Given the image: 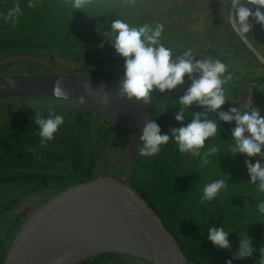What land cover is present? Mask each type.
I'll use <instances>...</instances> for the list:
<instances>
[{
  "label": "trees",
  "instance_id": "16d2710c",
  "mask_svg": "<svg viewBox=\"0 0 264 264\" xmlns=\"http://www.w3.org/2000/svg\"><path fill=\"white\" fill-rule=\"evenodd\" d=\"M52 1L48 0V5ZM63 1L64 11L67 9L68 3ZM142 1L140 9H147L152 6L150 1ZM244 2L247 5V0ZM4 4L5 2H3V7ZM134 6L125 3L124 0H94V3L84 10L77 9V14L83 15L82 20L87 27V34L81 38L78 37L75 42H70L71 46H96L94 49L89 48L82 55L71 51H62L57 55L52 51L51 47L56 46L58 42L55 31L38 32L37 30V33L4 36L2 34L4 24L1 22L4 16H0V58L27 52L24 49L33 50L32 55H39L50 60H54L55 57L72 59L79 66L70 72L91 75L100 80L116 78L106 72L94 69L99 65H115L124 69V59L115 50L110 48L101 50L102 47H100L102 42L103 46H111L104 35V32L110 30L111 21L122 19L133 26L142 25L145 22L155 24L152 19H149V13L139 14L137 18L125 19L123 15L132 16L133 10H136ZM229 6L228 0H216L214 3V8L217 11L222 9L225 10L226 14L229 13ZM56 10L60 11L59 9ZM1 11L0 7V13ZM261 11H264V8ZM34 14L35 17L26 20L27 23H31L40 16H47L46 10L45 12L37 11ZM223 15V12L221 16L216 13L217 18L214 21L215 25L212 31L215 33L224 31V36L229 40L227 46L251 55L245 65L247 67L245 70H252L250 73L254 74L245 73L247 75L245 79L248 84L252 81L258 83L255 88L254 86L250 87V90L256 91L255 101L257 103L252 105L260 110L261 116H264V83H261L264 82V75L262 76L264 68L255 59L253 52L230 27L229 20L225 19ZM256 24L254 21V26ZM257 26V31L261 35L259 24ZM167 28L172 35L177 29L176 25L172 23L167 24ZM257 31L251 28L249 32L244 34L255 45L259 44V38L257 39L255 34ZM97 46H99V50H95ZM205 52L207 57L218 58L213 46L208 47ZM43 53L47 56H44ZM2 66L3 64L0 63V71H3ZM45 68L48 70L47 67ZM254 68L255 70H253ZM190 84L191 81L185 79V83L173 91L165 90L164 93H161L158 89L153 90L150 119H154L160 125L162 134L165 133L163 128L165 131L167 129L166 133L171 135L170 127H180L189 123L192 119V111H203L201 107L193 104L190 108L185 109L183 124L175 119V113L180 106L178 98L183 95ZM225 94L228 98L229 95ZM243 98L233 102L226 101L221 110L227 111L232 106L239 108ZM4 104H1V108L6 112L12 111L14 115H0V121H4L0 123V185L19 184L20 190L0 206V264H2L5 252L15 233L35 208L55 193L69 186L106 174L103 164L108 158L107 149L117 151L121 145V141L120 143L116 141L119 130L107 118L89 111L64 108L54 109L55 114L63 116V123L54 134V139L47 142V147L41 146L39 126L35 123L34 117L36 113H39L47 118L50 115L49 110L41 111L40 108H30L17 103V101ZM219 125V137L231 140V129L235 127V122L219 121ZM109 141L112 144L111 148H108ZM100 158H105L104 163H98ZM242 158L230 154L228 163L233 175L225 181L229 185L228 199L223 202L226 203L225 207L218 201H208L209 204L213 205V208L203 209V206L196 207L198 202L201 203L202 195L190 199L189 203L192 204L195 211L199 209L204 214L212 215L211 218L219 214L213 223H200L195 226L197 229L194 230L188 228L190 224H183L178 215L189 197L188 192L191 189L189 185L182 183L185 177L183 160L178 146L174 142L170 141L166 145H161L160 151L153 156L138 154L126 183L140 194L162 218L163 223L180 245L189 264H226L230 259L232 264H255L254 258L250 260L233 258V254L239 249L241 239L239 233L247 232L248 236L253 238L254 249H257L258 246L261 249L260 243L264 246V214H261L257 207L260 202L264 201V193L257 191V185L250 182L251 177L247 168L245 170L244 167L238 165L239 160H245V157ZM115 169H119V166L114 163L110 170V174L114 177L116 174H120L119 172L112 174ZM183 189L186 192H183ZM31 195L37 196L38 203L26 204L19 208L21 202H24V198ZM224 195H227V192L224 191ZM162 197H166L167 200H163ZM253 210L258 214V219L254 217ZM223 219H227L232 226L228 235L231 244L230 250L214 246L207 238L208 228L210 226L221 227ZM178 224L183 225L177 227ZM191 235L193 240H191ZM135 260L136 257L128 253L103 252L88 257L77 264H137ZM142 264L151 263L143 260Z\"/></svg>",
  "mask_w": 264,
  "mask_h": 264
},
{
  "label": "water",
  "instance_id": "95a60500",
  "mask_svg": "<svg viewBox=\"0 0 264 264\" xmlns=\"http://www.w3.org/2000/svg\"><path fill=\"white\" fill-rule=\"evenodd\" d=\"M230 12H234L232 5L229 17ZM252 29L257 31V25ZM235 33L264 68L262 51L244 34ZM14 60H29L51 72L0 73V103L17 101L43 111L48 106L38 102L47 98L54 109L89 111L107 118L121 135L115 162L119 169L112 174L119 172L123 177L97 176L69 186L42 202L15 233L2 264H77L103 252L129 253L151 264H189L162 218L126 183L139 154L144 122L150 119V104L121 98L118 92L121 78L100 80L62 71L50 59L28 53L0 58V63ZM9 80L14 86L9 85ZM57 80H62L67 98L54 96L53 85ZM85 85L90 88L86 90ZM104 91L109 93L107 105L99 102ZM82 95L86 100L83 104Z\"/></svg>",
  "mask_w": 264,
  "mask_h": 264
},
{
  "label": "clouds",
  "instance_id": "9594fccd",
  "mask_svg": "<svg viewBox=\"0 0 264 264\" xmlns=\"http://www.w3.org/2000/svg\"><path fill=\"white\" fill-rule=\"evenodd\" d=\"M73 9H82L92 5L94 0H65ZM129 5H135L136 0H124ZM232 5L234 12H230V23L235 31L241 34L249 32L252 28V20L264 29V0H228V5ZM28 7H36V0H29ZM21 14L20 5L17 3L9 10L4 19L16 23V18ZM164 25L157 22L154 25L143 23L142 25H129L122 19L111 21L110 30L104 32L107 42L110 43L115 52L124 59V74L120 80L118 92L121 98L129 100L135 98L137 101L151 104V96L154 89L161 93L165 90L173 91L178 86L185 83V76L191 84L179 96V108L175 113V119L183 124L185 109L193 104L201 107L203 111H192L191 121L180 127H170L171 135L161 133V128L154 119L144 122L141 144L138 153L141 156H153L160 151L161 145H166L170 141L178 146L181 154L191 153L194 157L200 158V166H207L208 157L218 153L217 146H209L203 153L201 149L205 147V141L213 137L220 130L219 121L235 122V127L231 129V138L234 141L229 146V153L235 156L237 153L246 154L247 157L260 156L264 159V116L260 115V110L252 105L250 101L246 109L230 107L227 111L221 110L222 105L227 100L224 85L228 83L230 76H225L227 66L221 60L211 56L196 59L191 49L183 51L173 57L171 48L166 47L161 42ZM100 47H103V42ZM11 62V61H10ZM10 86H14L11 80ZM90 85H85L88 90ZM100 88H104L101 85ZM54 96L57 99L67 98V92L63 87L62 80L55 81L53 85ZM85 97H80V103H85ZM100 103H109V93L104 91ZM50 115L45 118L36 113L34 119L39 126V136L41 146L47 147V142L54 139V134L63 123V116L55 114L54 105L49 104ZM121 140V139H120ZM35 151L34 149H29ZM250 182L257 185V191L264 193V164L257 160L252 163L250 159L245 160ZM111 175V174H109ZM114 177V176H113ZM227 183L223 179L207 183L203 187L201 203L205 200H213L222 188H226ZM258 211L264 214V201L258 204ZM229 231L223 226H210L208 228V240L214 246L229 249L231 248L228 239ZM239 249L233 254L234 259L250 257L255 251L252 245V237L247 232L239 233ZM257 264H264V247L260 250ZM226 264H232L228 260Z\"/></svg>",
  "mask_w": 264,
  "mask_h": 264
},
{
  "label": "rangeland",
  "instance_id": "374dc122",
  "mask_svg": "<svg viewBox=\"0 0 264 264\" xmlns=\"http://www.w3.org/2000/svg\"><path fill=\"white\" fill-rule=\"evenodd\" d=\"M47 1L48 0H36V7L30 8L28 7L29 0H0V4H1L0 7L2 10L0 16L5 17L9 12V10L12 9L13 6L17 3L20 5L21 8V14H19L18 17L16 18L15 24H13L11 20L6 21L4 18L1 19V22L4 24V31L2 32V34L4 36H17L21 34L37 33V30L38 32H46V30L55 31V33L57 32L58 42L56 46H52L51 48L53 49L52 51H54L57 55H59L62 51H71L82 55L83 52H86L89 48H93V49L96 48V46H77V45L71 46L70 42L72 41L75 42V40L78 37L81 38L82 36H85L87 34V27L82 20L83 15H79V13L77 14L78 10L73 9L70 4H68L67 9L63 11L64 8V5L62 4V2H64L63 0H53L50 5H48ZM147 1H150V4L152 6H149L147 9H140V6L143 1L138 0L134 6L136 10H133L132 16L128 17L127 15H123L125 19L132 17L137 18L139 14L141 15V14L149 13V19L150 20L152 19V22L155 23L159 22L163 24L164 31L160 39L161 42L166 47L172 49L173 57L179 55L183 51L191 49L193 54L196 56V59L206 58L207 57L205 56V54H207L205 52L206 49H208V47L210 46H213L217 52L216 54L218 57L217 59L221 60L227 66V72H226L227 74L225 73L226 74L225 76H230L228 83H226L223 86L225 88V93L229 95L228 98L226 97L227 100L233 102L236 100H241L244 97L242 102L239 104V108L241 109H246L249 106L250 101L252 102V104H255L256 91L250 90V87L254 86L255 88L258 83L256 84V82L252 81L248 84L247 80L245 79V76L247 77L246 74L248 75L254 74V73H250L252 70H245L247 68L245 65L246 63H248L251 55H247L246 52L236 51L235 49L227 46L229 40L224 36L223 34L225 33L224 31L222 33L219 32L215 33L212 31L213 26L215 25L214 21L217 18L216 13H218V15L221 16L223 12L224 13L223 16H225V19L229 20V13L226 14L224 12L225 10L223 11L221 9L217 11L214 8V3L216 2V0H147ZM3 2H5L4 7H3ZM56 9H59L61 12ZM45 10L47 12L46 17L40 16L38 19L33 20L31 23H27L26 20L35 17L34 12L37 11L45 12ZM169 23L176 25L178 29V30L175 29V34L173 35L170 34L167 28V24ZM230 27H232L231 23H230ZM259 30L264 32V29H262L260 25H259ZM255 34L258 39L260 34L258 33V31ZM256 47L259 49L261 48L260 46H256ZM98 48L99 46H97V49L95 50H99ZM106 48L115 50L112 45L103 46L101 50H105ZM24 50H26L28 54L33 53V50H27V49ZM43 55L47 56V54L45 53H43ZM34 56H39V55H34ZM14 61L15 62L10 66L11 67L16 66L17 69H8V67L6 69L8 63H5L2 66L3 71H0V73L17 72V73H26L31 75L40 74L39 72L50 73L49 69L46 70V68L43 65L40 64L37 65L36 63L34 62L32 63L29 60H23V61L14 60ZM16 62H18V64ZM51 62L53 66L56 65V68L62 71L68 69L67 72H70L74 70V68H77L79 66L78 63H75L72 59L69 58L55 57L54 60H51ZM22 64H26L27 67L23 69ZM94 69L106 72L110 75L115 76L116 78H122L124 74V69L119 68L118 66L115 65H99ZM253 70H255V68ZM185 79H188L187 75L185 76ZM245 91H247V93H245ZM43 99L44 100H40L38 102V105L48 106L50 104L47 102L49 101V99L47 98H43ZM1 104L5 105L2 102L0 103V111H1L0 115H7V114L14 115V113L10 110L9 112L3 110L1 108ZM2 122L4 121H0V123ZM163 129L164 132L166 133L167 129L166 131L165 128ZM228 134L230 135L229 131ZM120 137L121 135L120 133H118L116 138L117 139L116 141L118 143H120L121 141ZM110 141L108 144V148L112 147ZM233 143L234 141L232 139L229 140L228 138L224 139L219 137V131L215 136L210 137L208 140H206L205 147L201 149L202 153L206 151L209 146H213V145L217 146L220 151L216 154L209 156L208 157L209 163L207 166L204 167L200 166L199 157H194L191 153L181 154L183 160L184 174H185L182 183L184 185H189L191 190L188 192L189 197L184 202V205L181 207L178 215L180 221L183 224H187V225L190 224L188 228H192L193 230L197 229V227L195 226H198V224L200 223L210 224L215 221V218L219 217V214H216L211 218L212 215L204 214L200 212L199 209L195 211L192 204L189 202L190 199H192L193 197L203 195V187L205 184L211 183L219 179H223L226 181V179H230L231 175H233V171L228 163L231 154L229 153V146ZM262 151H264V149H262ZM107 154H108L107 161L104 163L105 158L104 159L100 158L98 163H104L103 168L106 169L105 171L106 175H109L111 166H113V164L116 162L117 152L112 149L111 150L107 149ZM236 155L243 158L245 157V160L250 159L252 163H255L257 160H260V162L264 164V159H262L258 155L255 157H247L246 154H240V153H237ZM245 160L244 161L239 160L238 165L244 167L246 170L247 167L245 164ZM122 177L123 176L121 174L115 175V178L117 179H120ZM19 190H20L19 184H1L0 206H2L8 198L16 195L19 192ZM224 191L227 192V195H224ZM183 192H186V190L183 189ZM228 192H229V185L227 184V187L222 188L219 194L211 201L213 202L218 201V203L223 204V206L225 207L226 203L223 202L225 199H228ZM162 199L167 200L166 197H162ZM34 203H38L37 196L31 195L29 197L24 198V202H21L19 208L24 207L26 204H34ZM201 206L204 207L203 209L213 208V205L209 204L207 200H205L203 203L198 202L196 204V207H201ZM253 212H254V217L258 219V214L255 212V210H253ZM162 215H164L163 212ZM183 224H178L177 227ZM221 226H223L226 231H229V233L232 230V226L230 225L227 219H223ZM191 240H193L192 235H191ZM260 246L264 247L263 244L261 243ZM259 250L260 247L258 246L257 249H255V251L253 252V254L250 257H246V258L249 260L251 258H254L256 262L255 264H257V261L260 256ZM134 257H136L135 262L137 264H142L143 260H145L144 258H141L139 256L134 255Z\"/></svg>",
  "mask_w": 264,
  "mask_h": 264
},
{
  "label": "flooded vegetation",
  "instance_id": "af4514ba",
  "mask_svg": "<svg viewBox=\"0 0 264 264\" xmlns=\"http://www.w3.org/2000/svg\"><path fill=\"white\" fill-rule=\"evenodd\" d=\"M252 25H254V23H253V20H252ZM258 27V26H257ZM258 41H259V44H257L256 46H260L261 48V51H262V54H263V56H264V32L263 31H261V35L259 36V39H258ZM15 61H11V62H8V66H6V69H7V67H8V69L11 67L10 65L11 64H13ZM17 63V62H16ZM23 66V65H22ZM55 67H56V65H55ZM25 67L23 66V69H24ZM16 69V68H15ZM40 71V70H39ZM51 72V71H50ZM262 74L264 75V70H263V72H262ZM256 101H255V105H256ZM104 175H106V174H104ZM96 177V176H95ZM94 177V178H95ZM91 180V179H90ZM131 255V254H130ZM134 256V255H133Z\"/></svg>",
  "mask_w": 264,
  "mask_h": 264
},
{
  "label": "bare ground",
  "instance_id": "6f19581e",
  "mask_svg": "<svg viewBox=\"0 0 264 264\" xmlns=\"http://www.w3.org/2000/svg\"><path fill=\"white\" fill-rule=\"evenodd\" d=\"M253 23H254V20H253Z\"/></svg>",
  "mask_w": 264,
  "mask_h": 264
},
{
  "label": "crops",
  "instance_id": "0c3cea01",
  "mask_svg": "<svg viewBox=\"0 0 264 264\" xmlns=\"http://www.w3.org/2000/svg\"><path fill=\"white\" fill-rule=\"evenodd\" d=\"M254 46H256V45L254 44Z\"/></svg>",
  "mask_w": 264,
  "mask_h": 264
}]
</instances>
